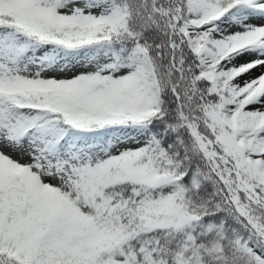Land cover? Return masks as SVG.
Here are the masks:
<instances>
[{"label": "snow or ice", "instance_id": "1", "mask_svg": "<svg viewBox=\"0 0 264 264\" xmlns=\"http://www.w3.org/2000/svg\"><path fill=\"white\" fill-rule=\"evenodd\" d=\"M0 264H264V0H0Z\"/></svg>", "mask_w": 264, "mask_h": 264}]
</instances>
